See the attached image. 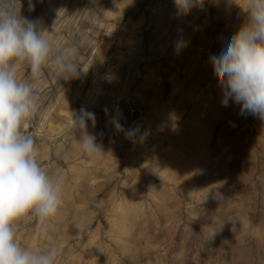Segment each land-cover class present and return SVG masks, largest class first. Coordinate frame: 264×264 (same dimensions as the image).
<instances>
[{"label": "rangeland", "instance_id": "obj_1", "mask_svg": "<svg viewBox=\"0 0 264 264\" xmlns=\"http://www.w3.org/2000/svg\"><path fill=\"white\" fill-rule=\"evenodd\" d=\"M235 2L183 15L174 0H21L82 69L65 80L49 63L30 81L38 110L23 131L63 194L55 217L17 222L23 247L55 248L56 264H264V121L223 106L210 62L244 21L247 0ZM81 109L95 113V158L74 126ZM240 216L247 230L230 223Z\"/></svg>", "mask_w": 264, "mask_h": 264}, {"label": "clouds", "instance_id": "obj_2", "mask_svg": "<svg viewBox=\"0 0 264 264\" xmlns=\"http://www.w3.org/2000/svg\"><path fill=\"white\" fill-rule=\"evenodd\" d=\"M204 2L174 0L178 14L183 15ZM27 5L29 11L34 10L33 0H27ZM20 6L21 0H0V264H56L55 248L33 251L16 238V224L22 218L30 214L41 221L55 217L63 194L62 179L48 175L35 154L34 137L23 130L38 110V95L30 81L38 80L49 63L65 80L78 79L82 69L75 62V50L55 52L38 20L20 15ZM242 9L243 23L210 62L220 82L223 106L231 100L242 115L264 121V0H247ZM184 44L178 40L175 47ZM17 65L29 69L27 80L17 78ZM95 119V113L87 109L74 117V126L83 130L79 140L89 158L103 151L97 136L86 131ZM139 131L129 128L126 135L132 137ZM216 198L223 197L218 192ZM230 223L244 230L251 227L243 216Z\"/></svg>", "mask_w": 264, "mask_h": 264}, {"label": "bare ground", "instance_id": "obj_3", "mask_svg": "<svg viewBox=\"0 0 264 264\" xmlns=\"http://www.w3.org/2000/svg\"><path fill=\"white\" fill-rule=\"evenodd\" d=\"M208 105H209L208 102H204V103L202 104V106L200 107V111H203V112H204L205 109L208 107ZM209 106H210V105H209ZM200 111H199V112H200ZM200 113H201V112H200Z\"/></svg>", "mask_w": 264, "mask_h": 264}]
</instances>
